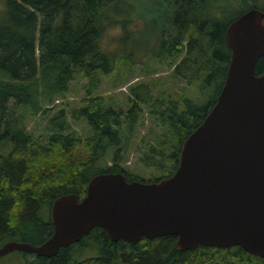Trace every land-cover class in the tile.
Listing matches in <instances>:
<instances>
[{"label":"trees","instance_id":"trees-1","mask_svg":"<svg viewBox=\"0 0 264 264\" xmlns=\"http://www.w3.org/2000/svg\"><path fill=\"white\" fill-rule=\"evenodd\" d=\"M141 1L0 0V247L11 240L34 245L47 240L53 232L54 200L69 193L82 199L96 174L121 172L128 181L145 182L174 174L184 141L224 85L230 60L226 28L250 8H259L260 0H150L153 8L134 16ZM129 16L154 23L158 62H168L174 78L199 91V97L183 103L147 104L163 129L154 142L138 149L141 162L162 172L152 179L123 166L142 105L151 96L139 92L143 84L133 87L132 106L124 114L96 94L101 75L115 69L118 57L101 46L105 29L119 23L130 34ZM263 70L264 56L257 66L259 74ZM77 75L86 79L84 96L70 113L86 121L91 133L83 137L71 129L62 107L48 120L45 136H36L26 127L28 114H47ZM176 241L172 234L144 236L137 244L114 242L105 229L95 227L52 258L16 252L25 264H264L263 257L240 246L180 250ZM89 252L93 254L83 256Z\"/></svg>","mask_w":264,"mask_h":264},{"label":"water","instance_id":"water-1","mask_svg":"<svg viewBox=\"0 0 264 264\" xmlns=\"http://www.w3.org/2000/svg\"><path fill=\"white\" fill-rule=\"evenodd\" d=\"M230 60L212 109L182 145L170 177L128 181L99 173L86 195H60L51 206L53 232L40 245L11 240L14 251L52 258L95 227L110 240L137 244L142 237L176 235L180 250L199 245L240 246L264 258V10L250 8L225 32Z\"/></svg>","mask_w":264,"mask_h":264},{"label":"rangeland","instance_id":"rangeland-1","mask_svg":"<svg viewBox=\"0 0 264 264\" xmlns=\"http://www.w3.org/2000/svg\"><path fill=\"white\" fill-rule=\"evenodd\" d=\"M264 0L258 2L257 7L262 8ZM123 7V6H122ZM120 7V8H122ZM153 8L150 0H142L136 4L131 11L134 16L137 12H145ZM123 13H128L125 8ZM234 15V12H231ZM132 19V16H129ZM133 20V19H132ZM128 29L130 34H126L119 23L106 27L101 40V46L106 50H115L118 54L116 67L109 74H102V85L96 94L102 95L106 99L107 105L116 109H121L124 114L132 106V88L143 84L139 90L141 94L149 93L148 101L142 105L140 123L137 125L133 138L131 140V150L126 155L123 166L131 173H135L144 179L158 178L162 175L155 167H149L141 162L138 155L139 147L144 148L150 142H154L156 135L163 132L158 125L159 119L153 114H149V103H155L159 100L165 103V107L171 105V100H178L183 103L185 98L199 97V91L196 85H188L186 82L173 77V69L168 62H158V53L156 48L157 28L149 20L130 21ZM86 79L77 75L71 82L69 90L64 97L58 99L52 104L47 114L39 113L28 114L25 120L26 127L36 136H45L44 127L48 120L56 114L62 107L68 111L67 117L71 129L75 130L83 137L89 135L91 130L86 121L75 120L70 111L72 107L79 104L84 96L82 90ZM93 252L84 254L89 256ZM19 252H11L0 257V264H25V258ZM32 260L33 256L29 255Z\"/></svg>","mask_w":264,"mask_h":264},{"label":"flooded vegetation","instance_id":"flooded-vegetation-1","mask_svg":"<svg viewBox=\"0 0 264 264\" xmlns=\"http://www.w3.org/2000/svg\"><path fill=\"white\" fill-rule=\"evenodd\" d=\"M263 72H264V70H263L260 74H262ZM257 74L260 75V74L258 73V71H257Z\"/></svg>","mask_w":264,"mask_h":264}]
</instances>
